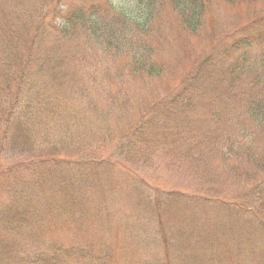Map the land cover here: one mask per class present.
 <instances>
[{
  "label": "trees",
  "instance_id": "trees-1",
  "mask_svg": "<svg viewBox=\"0 0 264 264\" xmlns=\"http://www.w3.org/2000/svg\"><path fill=\"white\" fill-rule=\"evenodd\" d=\"M128 1L0 0V264H115L91 230L132 239L136 216L186 246L181 264L264 241V0ZM222 2L244 22L220 20ZM162 14L191 48L175 72ZM157 154L190 189L128 171ZM115 169L131 175L117 188ZM121 194L133 214L109 209Z\"/></svg>",
  "mask_w": 264,
  "mask_h": 264
},
{
  "label": "rangeland",
  "instance_id": "rangeland-1",
  "mask_svg": "<svg viewBox=\"0 0 264 264\" xmlns=\"http://www.w3.org/2000/svg\"><path fill=\"white\" fill-rule=\"evenodd\" d=\"M115 3L118 2L120 6L127 5L128 0H114ZM256 8H261L263 5H255ZM215 13L218 15L220 20H224L223 22H232L238 20L239 22H244L245 19V8L244 7H233L225 2L218 3L215 5ZM162 31L163 34H166L164 37L166 38V43L159 50V55L162 60L166 61L170 67L168 70L170 72H175L179 68L183 69L185 63L189 60L188 57L190 55L189 43L186 40V35L184 31L180 30V27L176 26L177 24L172 20L169 14H162ZM168 19V21H166ZM56 22L60 23V19H56ZM172 32V33H171ZM204 48V44H199L197 49L202 50ZM113 58H109L108 60L112 61ZM179 67V68H177ZM154 85L148 86L147 90L142 92L143 94H149L150 90ZM138 88V87H137ZM165 154L156 155L152 160L150 165L148 166H132L128 168L130 174L134 173V176L138 179H144L149 184H156L160 188H180L184 190H188L191 187V182L187 177L184 176V172L182 170H178L169 162V160L164 159ZM116 155L113 157V159ZM119 173H124L122 177H118L119 182L115 186L120 187L126 183L127 180L124 178H130V174L128 172H121L117 169L111 171V182L113 179L118 176ZM130 175V176H129ZM114 188V190L116 189ZM118 189L116 191V195H118ZM113 204H110V208H116L118 210L117 213L120 214L121 217L133 214L134 212H128V204L124 198L121 196L114 197ZM118 205H122V211H120V207ZM115 209V210H116ZM117 214V215H119ZM116 215V216H117ZM131 217L128 218V222H135ZM141 219L142 223L147 220V227L138 230L139 225L134 224L135 226H131L128 229L131 231V235L134 237L129 239V236H126L124 231L120 230L123 233L120 234L118 240L115 239L117 236V232L114 229L110 230L107 234L102 230L92 229L91 232L93 234H97L96 231L101 233L103 237L106 239L105 243L107 244L108 254L112 257L115 264H142L145 259H159L163 258L164 254H167V257L171 256V260L175 264H181L178 257H180L178 250L173 249L175 246H172L169 242L168 248H164L162 245V240L159 235L154 232L156 221L150 220L151 218L148 216L138 217ZM155 219V218H153ZM94 227V226H93ZM58 231H64L62 229H58ZM95 232V233H94ZM174 231H169V236H173L171 238V242L176 241L174 239ZM130 235V236H131ZM94 239L96 237L92 235ZM125 236V238H122ZM61 237L66 240L68 237L67 233L61 232ZM253 240L256 244L254 245H244L241 247L238 253L235 250L232 251V248H212L206 251H200V263L199 264H263L264 256L259 255V251L262 252L264 250V241L258 237L250 239L249 242ZM223 245V244H222ZM134 247V248H133ZM128 248H132L133 252ZM184 250V251H183ZM181 255L184 260L187 259L188 249L186 246L181 247ZM263 253V252H262ZM188 260V259H187Z\"/></svg>",
  "mask_w": 264,
  "mask_h": 264
}]
</instances>
